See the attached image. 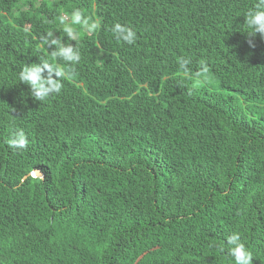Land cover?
I'll return each mask as SVG.
<instances>
[{
    "label": "trees",
    "instance_id": "16d2710c",
    "mask_svg": "<svg viewBox=\"0 0 264 264\" xmlns=\"http://www.w3.org/2000/svg\"><path fill=\"white\" fill-rule=\"evenodd\" d=\"M258 3L0 0V264H235L233 234L264 264ZM32 65L60 92L37 99Z\"/></svg>",
    "mask_w": 264,
    "mask_h": 264
},
{
    "label": "clouds",
    "instance_id": "9594fccd",
    "mask_svg": "<svg viewBox=\"0 0 264 264\" xmlns=\"http://www.w3.org/2000/svg\"><path fill=\"white\" fill-rule=\"evenodd\" d=\"M81 12L76 10L72 14V23L77 24L81 22ZM62 24L65 22V17H60ZM246 24L250 31H247L249 36H254L256 33L264 36V0H259V3L246 13ZM85 27L88 30H94L98 27L97 23L88 24V21H84ZM64 31L70 36V38H75L77 33L74 32L73 27L65 24ZM114 32L119 33L125 39H129L133 36V33L127 28L123 27L119 23L115 24L113 28ZM127 33V35H124ZM52 33H49V36ZM52 43L59 44L58 40H53ZM251 44V40L249 41ZM55 56L62 57L64 60H76L77 56L72 54L71 47H59L58 51L54 53ZM44 67L49 68V72L55 70L58 75H65L68 71L67 69H60L58 67L49 65L47 62L43 63ZM42 68L39 65L25 66L23 70L19 73L20 81L31 86L32 94L39 100H43L47 97L49 91L60 92L62 84L49 75L47 78L42 76ZM70 76L71 73L68 72ZM27 144V138L23 131H18L13 138L8 140V146L11 148L23 149ZM228 244L233 245L230 249L231 255L234 257L235 264H253L252 253L245 247L243 243L240 242L239 234H233L228 238Z\"/></svg>",
    "mask_w": 264,
    "mask_h": 264
},
{
    "label": "rangeland",
    "instance_id": "374dc122",
    "mask_svg": "<svg viewBox=\"0 0 264 264\" xmlns=\"http://www.w3.org/2000/svg\"><path fill=\"white\" fill-rule=\"evenodd\" d=\"M198 81H200L202 84H208L211 88H215L217 83V80L212 75L200 76Z\"/></svg>",
    "mask_w": 264,
    "mask_h": 264
},
{
    "label": "water",
    "instance_id": "95a60500",
    "mask_svg": "<svg viewBox=\"0 0 264 264\" xmlns=\"http://www.w3.org/2000/svg\"><path fill=\"white\" fill-rule=\"evenodd\" d=\"M27 175H32L34 177H37V176H41V172L37 169H33L32 171H30ZM25 177V176H24Z\"/></svg>",
    "mask_w": 264,
    "mask_h": 264
}]
</instances>
